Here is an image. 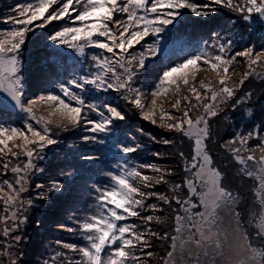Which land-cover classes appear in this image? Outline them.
Wrapping results in <instances>:
<instances>
[{"label":"snow or ice","instance_id":"1","mask_svg":"<svg viewBox=\"0 0 264 264\" xmlns=\"http://www.w3.org/2000/svg\"><path fill=\"white\" fill-rule=\"evenodd\" d=\"M221 9L245 22H264V0H28L0 21L12 26L0 30V264H20L23 256V226L34 205L32 177L44 171L37 161L59 143L61 132L78 128L88 133L82 142L102 145L104 158L119 162L94 186L90 210L82 218L73 214L75 227L59 226L79 242L56 240L43 264H148L157 240L169 241L158 264H217L218 258L225 264H264V125L219 144L239 166L237 175L253 181L251 209L243 207L239 191L225 185L212 151L214 118L251 98L250 91L238 95L250 78L264 79V47L233 50L232 41L214 33L213 42L204 41L203 48L197 45L160 69L152 63L160 60L162 34L178 35L186 13L208 17ZM41 41L45 48L71 50L75 61L68 65L53 51L46 61L52 89L29 96L28 45ZM241 63L247 70L237 75ZM152 73L149 98L136 82ZM99 93L118 94L144 120L173 133L162 143L175 147L173 159L182 164L130 163L137 146L125 142L119 122L126 113ZM13 114L27 118L23 126H15ZM160 186L165 190L158 191ZM65 188L64 181L54 180L48 191ZM37 196L47 198L43 192ZM166 208L172 213L171 233L152 227L166 223L161 215Z\"/></svg>","mask_w":264,"mask_h":264},{"label":"rangeland","instance_id":"2","mask_svg":"<svg viewBox=\"0 0 264 264\" xmlns=\"http://www.w3.org/2000/svg\"><path fill=\"white\" fill-rule=\"evenodd\" d=\"M26 2L28 0H0V21L15 15L13 11L15 7ZM198 2L205 3L207 0H198ZM253 16L255 17L256 14L253 13ZM62 24L63 21L54 22L55 27H60ZM11 27L9 24L0 22V30ZM177 28L179 29L178 35L164 33L160 38L162 45L160 60L152 61L157 69L162 68L170 60L177 59L186 52L195 50L197 45L203 48L204 41L213 42L215 40L214 33H219L223 40L232 41L233 50H241L252 45L257 50L264 47V22L257 19L245 22L238 13H233L227 9H221L216 15L208 17H195L186 13V19L180 25H177ZM149 42L151 41L149 40ZM181 49H184V51L181 52ZM53 51L65 57L68 65L74 64L75 53L71 50L45 48L43 41L28 45L24 73L29 96L38 95L52 89V84L48 82L50 73L46 61ZM84 67L87 69L88 65L85 64ZM246 70V63H241L236 67L235 72L239 75ZM203 75V73L199 74V78H203ZM69 78L68 76L63 77L64 80ZM155 80V73H152L138 80L136 86L150 98V93L155 87ZM249 91L252 93L250 99H246L234 110L230 106H226L220 112V114H227L229 123L227 131L231 134L229 138L237 132L250 130L257 124L264 125V79L250 78L238 95L243 96L245 92ZM98 95L101 100L107 96L110 101L119 105L126 113V119L119 122L125 133V142L137 146V151L128 156L130 163L147 162L164 167H174L176 163L182 164V162L173 159L176 152L175 147L162 143L163 139H172L174 137L173 133H169L165 129L144 120L139 111L128 106L118 97V94L99 93ZM160 102L158 101V103ZM162 102L165 108L171 107L167 100ZM11 119L15 126H23L27 118L23 114H13ZM87 134L82 128L61 132L57 137L59 143L46 148L44 152L45 159L37 161L38 166L43 168L44 171L37 172L32 177L33 187L30 190V195L34 205L27 213V224L23 226L25 241L20 245L23 252L20 264H43L45 259L53 255L52 249L57 247L55 242L58 239L66 242H79L77 237L72 233L61 230L59 226L63 224L75 227L72 219L73 214L82 218L90 210L89 205L94 202V186L103 183L107 179L104 172L114 170L115 165L119 162L111 158L105 159L102 145L82 142L81 137ZM153 137L156 139L153 140ZM183 147L187 152V142ZM155 153H161V157L158 159ZM169 153L172 155H169ZM81 155H93L101 158L99 160L83 161L79 158ZM215 163L221 169L218 161L215 160ZM54 180L64 181L65 191L49 193L48 189ZM246 183L253 187V181H247ZM35 184H43L44 188L35 189ZM241 187L242 192H244L248 186L245 185L244 187L241 184ZM157 190L164 191L165 188L160 186ZM38 192H43L47 198L38 197ZM250 198V208H252L254 199L252 193ZM242 199L244 203L243 196ZM229 222V218L225 217L223 226L227 228ZM154 224L152 227H154ZM256 243L259 244L258 241ZM154 256L148 264H158ZM180 264H186V262L180 261ZM217 264H225V262L218 258Z\"/></svg>","mask_w":264,"mask_h":264},{"label":"trees","instance_id":"3","mask_svg":"<svg viewBox=\"0 0 264 264\" xmlns=\"http://www.w3.org/2000/svg\"><path fill=\"white\" fill-rule=\"evenodd\" d=\"M227 114H219L216 118H214L213 123V130L215 132L214 140L215 143L212 145V151L215 157V160L218 161V163L221 165L222 171L226 174V179L224 181L225 185L230 187L233 191H239L241 193V196L244 197V203L243 207L247 209H251V203H250V196H251V188L249 186L248 182H252L251 180L247 178H241L238 173V165L236 162L231 158V156L225 154V152L219 148V144L222 143L224 140H227L230 137V132L227 131L228 128V119H227ZM93 179V177H92ZM241 184L248 186L247 190L242 192V187ZM163 215L166 223L163 225H157L154 224V228L160 231H168L171 233V228L169 225L172 224V220L169 219V217L172 215L170 210L166 208L165 212ZM169 241H161L157 240L154 242L153 248L151 249L154 253L157 263L160 257L164 256L166 253V250L168 248ZM156 264V263H154Z\"/></svg>","mask_w":264,"mask_h":264}]
</instances>
